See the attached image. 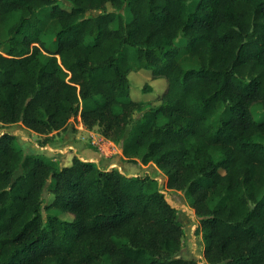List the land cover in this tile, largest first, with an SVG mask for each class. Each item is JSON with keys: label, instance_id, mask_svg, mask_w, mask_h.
Here are the masks:
<instances>
[{"label": "trees", "instance_id": "16d2710c", "mask_svg": "<svg viewBox=\"0 0 264 264\" xmlns=\"http://www.w3.org/2000/svg\"><path fill=\"white\" fill-rule=\"evenodd\" d=\"M192 1L0 0V122L47 135L80 116L184 193L207 264H264V121L251 112L264 108V0ZM144 70L167 83L149 109L131 94ZM183 236L150 175L77 155L60 167L0 135V264H201L179 256Z\"/></svg>", "mask_w": 264, "mask_h": 264}, {"label": "rangeland", "instance_id": "374dc122", "mask_svg": "<svg viewBox=\"0 0 264 264\" xmlns=\"http://www.w3.org/2000/svg\"><path fill=\"white\" fill-rule=\"evenodd\" d=\"M197 2L198 0H194L189 3L192 11L195 9ZM108 8L109 10H113L111 5ZM48 11L50 10L45 9L40 11V17H43ZM120 13H122L126 22L131 21L133 18L127 7L120 11ZM117 27L118 23L112 25V28ZM54 39V32L52 30L46 32L42 37L47 49L50 51L55 50V46H53ZM175 43L182 50L184 49L185 42L183 39H178ZM4 50L0 46V52ZM44 54L48 55L46 52ZM182 63L184 67L197 66V61L186 55L182 58ZM130 77L132 83V98L135 101L146 102L147 109L151 106H156L159 103L160 96L166 89L167 83L165 80L152 81L151 72L146 70L134 71ZM146 85L152 88L151 93H144L143 89ZM251 112L256 121H264V108L261 103L253 104ZM5 132L17 135L18 144L22 147L25 155L34 154L45 156L56 161L60 167L69 166L73 156L77 155L85 161L95 162L103 169H118L130 177L148 174L155 178L158 180L162 191L165 192L168 201L176 207L178 218L184 230L179 256L183 259L195 260L201 264H207L204 259L205 244L203 242L200 219L184 193L167 189V177L154 163L143 165L139 158L135 159L137 164L129 162L123 154L122 143L113 142L105 138L98 126H95L93 129H87L79 116L71 119L64 129L54 131L47 135L37 134L21 124L5 125L0 122V135ZM255 140L264 144V135L256 136ZM21 173V170L18 171L16 177L21 175ZM49 198L50 196H47L46 199L49 200ZM62 218L70 220L71 216L66 215ZM106 264H109V262Z\"/></svg>", "mask_w": 264, "mask_h": 264}]
</instances>
